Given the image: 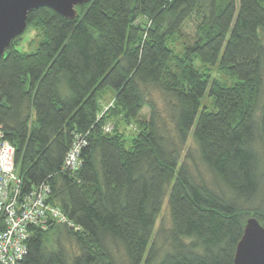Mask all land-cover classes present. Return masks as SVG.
Wrapping results in <instances>:
<instances>
[{"label":"trees","instance_id":"trees-1","mask_svg":"<svg viewBox=\"0 0 264 264\" xmlns=\"http://www.w3.org/2000/svg\"><path fill=\"white\" fill-rule=\"evenodd\" d=\"M75 10H33L0 59V132L21 195L46 183L79 228L30 227L20 264H232L247 220L264 228V0ZM29 29L38 47L21 53ZM74 135L86 144L72 174Z\"/></svg>","mask_w":264,"mask_h":264},{"label":"built area","instance_id":"built-area-1","mask_svg":"<svg viewBox=\"0 0 264 264\" xmlns=\"http://www.w3.org/2000/svg\"><path fill=\"white\" fill-rule=\"evenodd\" d=\"M111 129V126L105 128L107 132ZM85 140L84 136L74 135V153L62 167L63 171L73 174L80 168ZM13 159L14 148L0 132V216L4 220L0 232V264H20L26 254L30 227L44 231L52 221L72 227L57 208L48 204L50 188L46 183L21 195V181L14 171Z\"/></svg>","mask_w":264,"mask_h":264},{"label":"water","instance_id":"water-1","mask_svg":"<svg viewBox=\"0 0 264 264\" xmlns=\"http://www.w3.org/2000/svg\"><path fill=\"white\" fill-rule=\"evenodd\" d=\"M90 0H0V59L10 44L27 27V16L33 10L47 8L67 20L76 18L75 8ZM232 264H264V228L249 218L236 245Z\"/></svg>","mask_w":264,"mask_h":264},{"label":"rangeland","instance_id":"rangeland-1","mask_svg":"<svg viewBox=\"0 0 264 264\" xmlns=\"http://www.w3.org/2000/svg\"><path fill=\"white\" fill-rule=\"evenodd\" d=\"M185 34L187 35V37H191L192 36V34H193V24L192 23H189V24L186 25ZM37 47H38V38L35 35V32L33 30L29 29L22 36L20 44H19V46L16 47V49H17V51H19L21 53H32V52H34L37 49ZM211 74L214 76L216 74V70H212ZM109 91H105L104 92V99L103 100L101 98L103 106L108 105L114 99V95H115L114 92L111 91L112 92L111 93ZM263 101H264V95H263ZM209 108H211V106ZM141 116L147 118L148 117V110L147 109L143 110ZM132 129H134V125H132ZM164 207H166V204H165ZM166 211H167V209L164 208V210L161 212V214H160V216H159V218L157 220V224H158V221H159L160 217L163 218L164 216H167V212ZM72 254H73V252H71V255Z\"/></svg>","mask_w":264,"mask_h":264},{"label":"bare ground","instance_id":"bare-ground-1","mask_svg":"<svg viewBox=\"0 0 264 264\" xmlns=\"http://www.w3.org/2000/svg\"><path fill=\"white\" fill-rule=\"evenodd\" d=\"M74 138H73V142H72V144H71V147H70V149H69V151L67 152V154H66V156H65V159H64V162H63V166L65 165V163L68 161V160H70V158H71V156L73 155V153H74ZM81 162V161H80ZM82 163V162H81ZM62 169H64V168H62ZM71 229H73L74 231H76L77 230V228L75 227V225L74 224H72V227H71ZM43 231V230H42ZM45 231V230H44Z\"/></svg>","mask_w":264,"mask_h":264}]
</instances>
